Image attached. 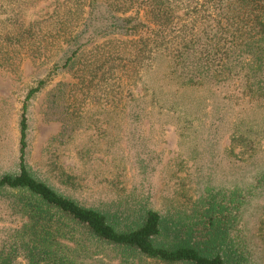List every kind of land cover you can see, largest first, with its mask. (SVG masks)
Returning a JSON list of instances; mask_svg holds the SVG:
<instances>
[{"label":"trees","instance_id":"16d2710c","mask_svg":"<svg viewBox=\"0 0 264 264\" xmlns=\"http://www.w3.org/2000/svg\"><path fill=\"white\" fill-rule=\"evenodd\" d=\"M41 3L49 11L27 21ZM64 47L70 51L61 67L74 68L76 79L71 107L91 87L99 106L134 103L132 83L165 62L181 79V98L211 85L233 105L264 111V0H0V69L16 73L24 57L46 59ZM56 70L28 89L18 172L0 176V193L18 195L13 209L24 219L0 247V264L19 256L26 264H103L99 250L115 264H255L241 219L247 195L237 187L207 189L166 216L149 209L120 220L36 179L25 161V112Z\"/></svg>","mask_w":264,"mask_h":264},{"label":"rangeland","instance_id":"374dc122","mask_svg":"<svg viewBox=\"0 0 264 264\" xmlns=\"http://www.w3.org/2000/svg\"><path fill=\"white\" fill-rule=\"evenodd\" d=\"M48 5L29 9L26 20H38ZM69 51L64 47L46 59L24 57L16 73L0 69V176L18 172L26 93L55 66L25 112V161L36 179L80 206L120 220L149 209L166 216L207 189L237 187L247 195L241 219L248 247L255 264H264V180L256 184L264 176V111L233 105L211 85L181 98V79L168 73L165 62L132 83L137 102L99 106L91 87L71 107L74 68L61 67ZM93 85H100L97 79ZM174 100L186 106H170ZM17 197L0 193V247L23 223L13 209ZM99 251L103 264L116 263L110 251ZM15 264L26 261L19 256Z\"/></svg>","mask_w":264,"mask_h":264}]
</instances>
